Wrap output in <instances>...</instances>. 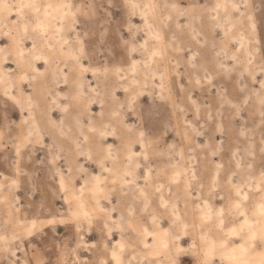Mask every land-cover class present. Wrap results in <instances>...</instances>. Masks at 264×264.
<instances>
[{
    "label": "rangeland",
    "instance_id": "1",
    "mask_svg": "<svg viewBox=\"0 0 264 264\" xmlns=\"http://www.w3.org/2000/svg\"><path fill=\"white\" fill-rule=\"evenodd\" d=\"M0 264H264V0H0Z\"/></svg>",
    "mask_w": 264,
    "mask_h": 264
}]
</instances>
